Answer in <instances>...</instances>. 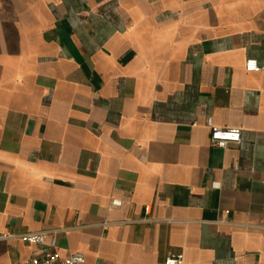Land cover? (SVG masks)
<instances>
[{
    "label": "crops",
    "instance_id": "obj_1",
    "mask_svg": "<svg viewBox=\"0 0 264 264\" xmlns=\"http://www.w3.org/2000/svg\"><path fill=\"white\" fill-rule=\"evenodd\" d=\"M249 58L264 0H0V264L41 256L34 231L84 264H264Z\"/></svg>",
    "mask_w": 264,
    "mask_h": 264
},
{
    "label": "built area",
    "instance_id": "obj_2",
    "mask_svg": "<svg viewBox=\"0 0 264 264\" xmlns=\"http://www.w3.org/2000/svg\"><path fill=\"white\" fill-rule=\"evenodd\" d=\"M244 69L248 72H259L264 70L253 58H249L244 62ZM205 125L209 130L210 145L220 149H226L229 145H236L241 136V131L238 128H222L213 124L211 116L206 115ZM111 205L119 206L120 201L111 200ZM144 213L149 214V208L145 207ZM48 235L49 238H48ZM4 235H0V238ZM22 240L32 243L45 245L44 253L39 256H31L21 263L14 264H84V255L81 252H73L68 256L62 257L56 250L55 234L47 231L27 232L19 235ZM163 264H184L182 254H168L163 261Z\"/></svg>",
    "mask_w": 264,
    "mask_h": 264
}]
</instances>
